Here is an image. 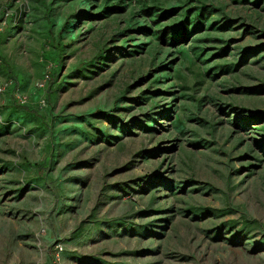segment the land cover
<instances>
[{"label":"rangeland","instance_id":"1","mask_svg":"<svg viewBox=\"0 0 264 264\" xmlns=\"http://www.w3.org/2000/svg\"><path fill=\"white\" fill-rule=\"evenodd\" d=\"M32 2L0 0L31 98L0 96V264H264V0H125L60 47Z\"/></svg>","mask_w":264,"mask_h":264},{"label":"trees","instance_id":"2","mask_svg":"<svg viewBox=\"0 0 264 264\" xmlns=\"http://www.w3.org/2000/svg\"><path fill=\"white\" fill-rule=\"evenodd\" d=\"M37 1H39L38 3H40V4H38V8L39 9L41 8L43 10V11L41 10V12L43 14V21H45L46 33L50 36L49 38H50V41H51L53 47H56V46L60 47L61 46L60 39L63 38V34L65 35V33L67 32L68 29H73L74 25L80 24V22H82L83 19H87V20H89L91 22L98 21L101 18H103L104 12L109 11V9H111V11L119 9L120 6L125 3V0H64L66 3H72V4H75V5L76 4L77 5H81V9L82 10L80 11V13H78V11H76V9H74L75 6L74 5L71 6L72 10L74 9L72 11V14H71V17H70L71 20L70 21L67 20V22H64V24H61L60 26H57L59 30H57V32H56L55 31L56 30L55 29L56 28V20H55L56 18L53 17V15H54L53 11H55L53 9V7H54V3L56 2V0H51L49 3L46 2V0H37ZM31 3H33L32 0H31ZM116 7H118V8H116ZM35 8H37V6ZM35 8L33 7V5H32V8H29V10H32V12H33L32 15H28V14H26L24 12V13H22L21 16L25 15L27 18H29V19L33 18L35 20V18H34V11H36ZM200 9H203V8H200ZM81 13H82V17H80ZM198 13H196L195 15H198ZM200 16H201V14H199V17ZM10 23L11 24H8V28L3 30V33L8 31L9 29H11L10 25H12V22H10ZM132 23L133 22H128L127 23V29H131L132 27H134ZM187 24L188 23L185 22L183 24L182 29L177 28L176 31L174 32V34L170 37V39H171L173 44L180 43L181 41L184 43L188 39H190L191 34L189 32V27H188ZM14 29H16V28H14ZM11 31H9V32H11ZM125 33H128V31L124 32V34ZM0 35H2V34H0ZM106 50L107 49L101 47L100 48V53H105ZM52 55L59 56V55H57L54 52L45 53L44 50L42 52V58H43V62H44V67L47 68L48 65L52 66L51 80L49 81L46 89L43 90V91H46L49 87L51 88V86H53V84L51 83L53 74L55 72H57V71L62 69V67H59V63L56 61V58L54 56H52ZM3 64H4L3 60H0V78H4V75H5V69H3ZM171 69L172 68H170V67H168L166 69L168 71V74H166V77H170L171 76L170 75L171 74ZM45 72H46V70H45ZM45 72L43 73V75L45 74ZM43 75H42V77H43ZM5 81H7L9 83L11 82V84L13 86L18 87L21 92L25 93L23 88H21V86H20V84L18 82L13 81V80H9V79H6ZM10 94L13 97L12 90H8L4 95H0V96H6V95L10 96ZM13 100H14V98H13ZM40 100H44L45 101V99L43 97V98L38 100L37 103H38L39 107H41ZM13 103H15V105H13V106H17V107H20V108H23V109H27L29 106H31V98H30L28 104H26V105H18L17 102H15V100H14ZM45 103H46V101H45ZM9 108H10V110H11V108L14 109V107H12L11 105L9 106Z\"/></svg>","mask_w":264,"mask_h":264},{"label":"built area","instance_id":"3","mask_svg":"<svg viewBox=\"0 0 264 264\" xmlns=\"http://www.w3.org/2000/svg\"><path fill=\"white\" fill-rule=\"evenodd\" d=\"M10 17V12L6 11L5 15L3 16L4 20H1V29H7L8 28V22ZM51 71H52V66L48 65L46 68V72L43 75V77H41L40 79H38L35 84L34 87L37 91H43L46 89L49 81L51 80ZM8 90H12L13 92V98L15 100V102H17L18 105H26L28 104L30 97L26 94L20 91V89L18 87H15L11 84V82H7L5 80H3L2 78H0V95H4ZM40 105L41 107H43L45 105V101L44 100H40ZM58 250L59 252L62 251V248L60 246H58ZM59 257V255H58Z\"/></svg>","mask_w":264,"mask_h":264},{"label":"crops","instance_id":"4","mask_svg":"<svg viewBox=\"0 0 264 264\" xmlns=\"http://www.w3.org/2000/svg\"><path fill=\"white\" fill-rule=\"evenodd\" d=\"M10 98L12 99V101L14 102V100H13V97H12V95L10 94ZM15 104V103H14Z\"/></svg>","mask_w":264,"mask_h":264}]
</instances>
